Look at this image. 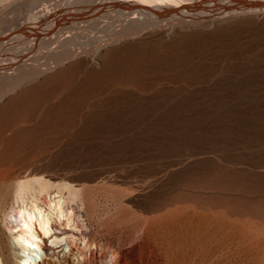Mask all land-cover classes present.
Here are the masks:
<instances>
[{
	"label": "rangeland",
	"instance_id": "374dc122",
	"mask_svg": "<svg viewBox=\"0 0 264 264\" xmlns=\"http://www.w3.org/2000/svg\"><path fill=\"white\" fill-rule=\"evenodd\" d=\"M23 91L4 134L34 166L25 180L50 189L0 187V239L17 262L24 232L61 256L91 243L167 264H264V16L153 30ZM14 207L26 224L4 221Z\"/></svg>",
	"mask_w": 264,
	"mask_h": 264
},
{
	"label": "bare ground",
	"instance_id": "6f19581e",
	"mask_svg": "<svg viewBox=\"0 0 264 264\" xmlns=\"http://www.w3.org/2000/svg\"><path fill=\"white\" fill-rule=\"evenodd\" d=\"M263 16L264 0H0V187L15 183L20 197L25 190L37 196L50 189V183L43 179H37V186L25 180L33 174L32 163L21 159L18 149L8 145L4 134L8 124L3 119L5 108L20 98L33 81L63 70L74 60H97L111 45L153 30L173 34L232 19ZM101 22L102 35L92 30L85 32L86 27L93 29ZM11 117L17 119L15 114ZM13 130L10 138L15 140L19 134ZM60 200L56 205L62 216ZM34 206L42 215L39 205ZM19 213L16 207L12 208L4 215V221L11 227L17 226L18 220L26 224L28 220ZM41 217L40 223L48 234L51 220L45 214ZM161 217L155 219L158 226ZM2 231L5 233L4 228ZM23 233H18L16 239L21 244L23 262H17L15 247L0 239V264H33L31 259L36 261L38 250L31 243L41 249L34 264H167L152 249L143 250L141 245L127 253L121 247L103 248L90 243L77 255L70 251L61 256L58 246L49 245L44 237L40 242L34 240L36 233Z\"/></svg>",
	"mask_w": 264,
	"mask_h": 264
}]
</instances>
